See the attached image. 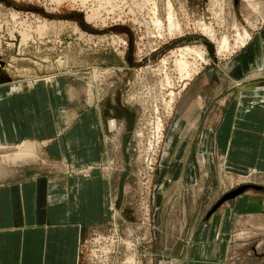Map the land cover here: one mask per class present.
I'll return each instance as SVG.
<instances>
[{
  "label": "rangeland",
  "instance_id": "1",
  "mask_svg": "<svg viewBox=\"0 0 264 264\" xmlns=\"http://www.w3.org/2000/svg\"><path fill=\"white\" fill-rule=\"evenodd\" d=\"M263 26L264 0H0V89L18 93L64 81L86 103H104L117 118L113 129L125 131L114 155L120 162L110 161L135 170L129 176L134 202L125 216L138 224L134 230L113 225L85 240L81 264L197 259L208 236L204 223L214 214L223 220L217 225L221 264H264V167L235 166L231 187L218 176V198L206 208L210 197L198 191L200 178L179 185L170 163L174 142L196 135L185 129L180 98L201 73L224 69ZM23 146L34 154L19 159ZM38 161L36 143L0 148V182ZM241 187L244 192L229 197Z\"/></svg>",
  "mask_w": 264,
  "mask_h": 264
},
{
  "label": "crops",
  "instance_id": "2",
  "mask_svg": "<svg viewBox=\"0 0 264 264\" xmlns=\"http://www.w3.org/2000/svg\"><path fill=\"white\" fill-rule=\"evenodd\" d=\"M232 57L224 69L198 75L178 102L185 129L196 135L174 142L173 178L179 185L200 178L198 191L210 197L206 208L218 198V176L231 187L235 166L264 167V26ZM65 84L41 83L18 93L0 89V148L36 143L43 157L0 182V264H81L88 238L113 225L137 227V217L125 216L127 203L134 202L135 170H128L130 163L113 168L110 161L120 162L114 155L123 126L113 129L111 109L86 103ZM218 220L222 215L214 214L204 223L208 236L200 241L198 258L183 255L179 264H221Z\"/></svg>",
  "mask_w": 264,
  "mask_h": 264
},
{
  "label": "bare ground",
  "instance_id": "3",
  "mask_svg": "<svg viewBox=\"0 0 264 264\" xmlns=\"http://www.w3.org/2000/svg\"><path fill=\"white\" fill-rule=\"evenodd\" d=\"M222 10V9H221ZM156 14V13H155ZM171 14V13H170ZM168 18H169V15H168ZM170 21H171V19H170ZM172 22H170V24H171ZM170 27H171V25H170ZM173 27V26H172ZM244 36V35H243ZM239 40V39H238ZM244 42H245V38H242V39H240V41H239V43H241L242 45L244 44ZM223 44H227V42H226V40L224 41V43ZM245 45V44H244ZM34 151V148L33 147H28V146H23L22 147V151H21V154H20V156H18L19 157V159H21V157H24V156H26V155H29V154H31L32 152ZM32 154H34V152L32 153ZM31 154V155H32ZM124 244H125V242H124ZM126 244H127V242H126ZM108 253V252H107ZM107 259H109V257H107ZM111 261V260H110Z\"/></svg>",
  "mask_w": 264,
  "mask_h": 264
},
{
  "label": "water",
  "instance_id": "4",
  "mask_svg": "<svg viewBox=\"0 0 264 264\" xmlns=\"http://www.w3.org/2000/svg\"><path fill=\"white\" fill-rule=\"evenodd\" d=\"M245 189H246V187H241V188H239V190H237V191L233 192L232 194H230L229 197L232 198V197L238 196L240 193L244 192Z\"/></svg>",
  "mask_w": 264,
  "mask_h": 264
}]
</instances>
